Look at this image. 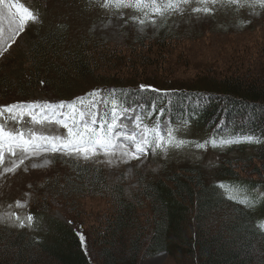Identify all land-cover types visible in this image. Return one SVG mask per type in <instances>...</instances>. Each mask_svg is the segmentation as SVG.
<instances>
[{
    "label": "trees",
    "instance_id": "16d2710c",
    "mask_svg": "<svg viewBox=\"0 0 264 264\" xmlns=\"http://www.w3.org/2000/svg\"><path fill=\"white\" fill-rule=\"evenodd\" d=\"M66 30L62 26L29 40L28 51L20 57L14 73L15 81L3 76L0 88L31 95L30 89L43 81L42 85L51 87L49 92L69 95L93 82L96 85L84 90V97L94 90L114 92L125 107L142 106L139 113L147 115L144 121L148 125L168 121L167 125L175 128L191 123L212 137L218 122L225 119L231 133L264 138V73L258 76L246 70L219 77L206 73L188 86L151 88L137 82L138 88L133 89L115 84L113 72L150 65V57L133 55L126 60L111 53L97 54L99 46L92 47L86 38L67 39ZM254 149V156L240 162L259 160V165H248L256 178L239 179L235 164L229 163L221 184L231 182L240 189L248 186L264 191V144ZM168 174L166 179L141 181L137 194L129 200L122 188L108 186L99 170H76L73 178L64 177L66 186H52L51 194L74 199L86 192L111 194L115 212L91 234L53 217L42 235H15L0 229V264H44L43 254L51 264H137L144 253L155 255L174 247L182 249L189 264H264V231L257 227L264 218V199L258 206L262 210L253 212L227 201L226 193L216 184H205L200 170ZM146 208L143 222L138 211ZM78 233L85 237L86 251ZM94 250L100 263L93 259Z\"/></svg>",
    "mask_w": 264,
    "mask_h": 264
},
{
    "label": "rangeland",
    "instance_id": "374dc122",
    "mask_svg": "<svg viewBox=\"0 0 264 264\" xmlns=\"http://www.w3.org/2000/svg\"><path fill=\"white\" fill-rule=\"evenodd\" d=\"M20 2L36 12L40 22L29 23L12 43L11 37L16 26L9 25L6 11L4 18L0 19V27L3 28L0 49L11 43V47L0 55V78L7 76L6 79L11 82L15 81L13 76L18 71L20 57L28 51V41L62 26L68 31L67 39L86 38L90 40L92 47L99 46L95 50L97 54L111 53L114 58L126 60L133 55L150 57V65L130 72H113L114 77L110 76L115 79V84L132 86L133 89L138 88L137 82L145 83L151 88L188 86L195 84L197 79L206 73L218 77L225 73L244 74L246 70H252L251 72L258 76L264 73V9L259 5L255 8L245 6L239 10L235 7L209 5L213 7V15L192 13L189 6H186L182 14H173L164 19L155 18V26L150 23L141 26L133 23L132 19L139 18L140 13L132 9H103L95 2L89 3V0H20ZM195 6L198 5L193 4L190 7ZM103 83L105 82H99V85ZM95 85L93 82L82 85L69 95V92L53 94L49 92L51 89L49 85L42 84H37L33 90L30 89L31 95L12 94L5 88H0V105L32 98H37L39 103L56 105L58 101L51 99L74 96L77 93L82 97L84 90ZM140 87L144 88L142 85ZM125 123L130 124V121ZM167 124L163 122L162 129L168 127ZM60 131L63 132L62 129ZM198 131L185 128L174 131L177 139L188 143L187 147L179 149L169 147L166 152L150 151L141 160H132L129 163H119L117 158H113L115 166L99 162L105 159L102 155L94 161L86 162L57 154L26 160L14 173H5L3 168L9 166L5 153L4 164L0 165V229L5 228L15 235L17 233L42 235L49 225L50 217L63 221L73 228L81 227L89 234L94 227H102L115 212L111 194L86 192L76 199L70 195L51 194L52 186L58 183L66 186L63 185L64 177L76 176L74 175L76 170L85 168L91 173L99 170L107 185L122 188L129 200H133L137 194L141 181L166 179L168 173L186 175L187 172L197 169L201 171L205 184L210 185L222 179L227 164L234 163L239 179L256 178L250 173L249 166L259 165V160L250 163L240 162L255 155L254 147H247L243 151L240 146L231 144L227 145L225 150L208 146L199 149L194 145L205 143V139ZM44 159L49 160L46 167L31 166ZM247 166L249 168H246ZM17 201L25 207L17 208L15 206ZM146 210L147 208L138 211L143 222L147 218ZM8 213H14L22 218L32 215V226L16 227V222L7 219ZM92 253L93 259L100 263L97 251L94 250ZM184 257L182 249L174 247L155 255L144 253L137 260V264H189ZM42 259L44 264H51L44 254Z\"/></svg>",
    "mask_w": 264,
    "mask_h": 264
},
{
    "label": "snow or ice",
    "instance_id": "6c2138e0",
    "mask_svg": "<svg viewBox=\"0 0 264 264\" xmlns=\"http://www.w3.org/2000/svg\"><path fill=\"white\" fill-rule=\"evenodd\" d=\"M92 2L103 9H132L141 14L139 18H132L133 23L141 26L145 23L155 26V18L164 19L173 14H182L186 6H189L192 13L203 15H213V7L216 5L235 7L236 10L259 5L264 9V0H89V3ZM193 4L198 6L190 7ZM5 11L9 25L16 26L11 37L12 43L29 23L40 22L36 12L20 0H0V19L4 18ZM2 36L3 28L0 27V38ZM9 47L11 43L0 49V55ZM145 119L146 114L141 115L135 108L125 107L114 92L102 96L99 90L69 104L37 102L0 106V165L4 164L7 153L9 166L3 168L5 173H14L26 160L57 154L86 162L94 161L102 155L105 159L99 162L115 166L113 158H117L119 163H129L141 160L150 151L166 152L169 147L179 149L188 146L186 141L176 138L174 129H162L158 121L151 125L145 124ZM125 121H130V124ZM236 143L241 141L222 140L218 145L212 139L197 143L194 147L204 149L207 145L217 147ZM48 163L49 160L44 159L31 166L46 167ZM219 187L224 190L227 199L248 207L254 206L255 201L249 200L242 189L224 184ZM15 206L25 207L19 201ZM7 219L16 222L19 228L31 227L33 222L32 215L22 218L8 213ZM257 227L264 231V222H260ZM77 235L82 249L86 251L85 237L82 233Z\"/></svg>",
    "mask_w": 264,
    "mask_h": 264
}]
</instances>
